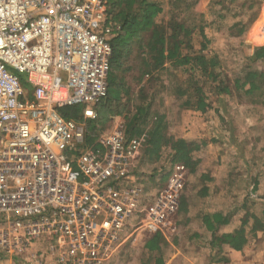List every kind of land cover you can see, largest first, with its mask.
Here are the masks:
<instances>
[{
    "label": "built area",
    "instance_id": "built-area-1",
    "mask_svg": "<svg viewBox=\"0 0 264 264\" xmlns=\"http://www.w3.org/2000/svg\"><path fill=\"white\" fill-rule=\"evenodd\" d=\"M110 21L107 0H0V264H104L178 212L184 175L174 167L142 206L132 170L144 135L118 126L87 147L84 124L60 114L82 106L96 119Z\"/></svg>",
    "mask_w": 264,
    "mask_h": 264
},
{
    "label": "rangeland",
    "instance_id": "rangeland-1",
    "mask_svg": "<svg viewBox=\"0 0 264 264\" xmlns=\"http://www.w3.org/2000/svg\"><path fill=\"white\" fill-rule=\"evenodd\" d=\"M155 1L159 2L165 10L162 20L169 19L173 10L171 3L174 0ZM175 15L178 16L179 21H185L186 25L193 29L191 43L192 49L195 51L200 49L202 39L199 29H203V34L208 40L203 54L207 57H217L219 65L214 69L215 74L220 75L219 78H223L230 89L228 95H217L214 86L210 84L211 80L204 77L201 79L197 76V80L203 83L207 82L203 88L206 99L211 105L208 115L205 116L208 117L207 121L203 119L204 115L201 118L198 113L193 115L187 110L185 114L189 117L181 116V118H186V121L189 122L195 121L193 128L196 135L193 138L196 140L194 143L200 142L202 149L193 152L192 157L195 159L198 155L201 159H205L199 167L200 171L203 169L205 171L208 169L207 167L216 169V177L212 183V187L217 190L219 196V199H216V204L221 203L220 208L225 210V213L233 214L230 228L227 227V229H232L239 225V220L244 214V211L241 210L243 205L254 213L264 208V81L261 89L250 95L245 94L242 89L234 88L233 84L235 79L242 78L248 71H258L264 74V61L249 64L244 59L248 54L249 46L264 45V0H235L234 2L184 0ZM241 27L247 29L239 35ZM165 69L155 72L159 81H152L151 84H148L146 93L151 95L155 110L166 114L170 119V116L175 118L180 115L181 111H184V109H179V105L186 96L176 99L171 91L178 86H181L182 89L188 87L186 83L188 73L183 69H172L169 64ZM21 79L22 86L27 88L24 84L25 76L22 75ZM200 118L209 126L205 136H203L204 127L196 128V122L199 123ZM99 132L101 135L107 131L103 129ZM164 160H168L166 156ZM212 161L213 163H211ZM180 166L183 168L184 175L180 195L185 197L190 206L187 214L197 216L202 211L201 208L205 210L206 206L213 207L215 204L210 201L208 205L199 208L200 202L196 198L198 186L201 187L202 184L207 183V177H201V172L196 170L194 173H189L183 165ZM148 177H150L149 170L144 172V188L151 186L150 180L145 179ZM168 177L158 188V192L156 187L157 193L165 187ZM142 195V206L148 208L154 198L145 201V195ZM154 195L153 197L157 194ZM187 214L176 213L168 220L174 218L177 230L181 234V240L176 245L177 249L187 250L189 247V244L186 243L189 239H186V236L190 230L187 228L188 226L182 225ZM166 227L168 231L170 225L166 223ZM134 239L130 238L109 264H145L148 255L142 250L143 241L137 244V242L134 243ZM168 243L171 247L170 242ZM249 244L256 248V261L257 264H260L264 257V232L252 236ZM17 259V256L12 258L13 264H16ZM8 262L9 258H4L2 264H8Z\"/></svg>",
    "mask_w": 264,
    "mask_h": 264
},
{
    "label": "trees",
    "instance_id": "trees-1",
    "mask_svg": "<svg viewBox=\"0 0 264 264\" xmlns=\"http://www.w3.org/2000/svg\"><path fill=\"white\" fill-rule=\"evenodd\" d=\"M184 0H174L170 20L166 24H157L154 19L161 13V8L154 0H107L108 13L114 27L113 37L110 40L112 54L110 58V69L107 76V94L105 100L94 106L97 117L95 120L84 119L82 106L64 108L60 110L61 116L66 119H73L83 123L85 126V144L87 147L95 146V142L105 127L104 124L111 115H121L125 119V136L131 138L139 136V128L149 118L151 102L147 101V95L140 90L136 98L126 83L128 73H138L136 82L139 83L144 76H151L155 72L166 70L167 64L172 69H183L187 71V88L174 87L171 94L176 99H182L179 109L193 113L205 114L211 107L206 99L204 84L196 79L207 78L211 80L217 95H228L230 89L220 75L215 74L214 69L218 67L219 61L216 56L207 57L203 54L208 40L199 29L202 39L200 49H192L191 35L193 29L186 25L185 21L178 20L175 13L180 9ZM234 2L235 0H223ZM188 7V6H186ZM247 28L241 27L239 35ZM111 35V36H112ZM259 40V39H256ZM258 42V41H257ZM248 54L245 56L247 63L252 64L264 61V45L248 47ZM166 64V65H165ZM195 78V79H194ZM157 79V78H156ZM155 81L154 79H152ZM264 81V74L258 71H248L242 78L235 79L234 88L244 90L245 94H252L261 89ZM135 101V103H134ZM132 106L135 113L130 116L129 107ZM153 113V123L148 131V138L145 155L148 160L156 162L159 159L161 147H169L171 151V165L181 164L189 173H194L198 161L192 157L193 152L199 150L194 142L187 143L182 139L167 138L165 136L164 117ZM154 156V157H153ZM203 178H206L203 176ZM206 180V179H204ZM207 189L202 187L198 194L201 197L206 195ZM241 210L244 214L231 232L218 234L222 226L231 223V213L205 214L202 222L211 234V249H221L228 246L230 249L239 252L249 243L252 236L264 232V208L259 212H250L245 205ZM178 214L188 213V203L183 195L180 196ZM160 233H155L152 238L144 244V250L149 253L145 264H164L160 242ZM155 252V255L152 253Z\"/></svg>",
    "mask_w": 264,
    "mask_h": 264
},
{
    "label": "crops",
    "instance_id": "crops-1",
    "mask_svg": "<svg viewBox=\"0 0 264 264\" xmlns=\"http://www.w3.org/2000/svg\"><path fill=\"white\" fill-rule=\"evenodd\" d=\"M155 1V0H154ZM159 7L161 8V13L158 14L156 16V18L154 19L155 23L157 24H166L168 23L169 19H164V17L162 15H164L165 10L163 9V6L155 1ZM110 20H111V16H110ZM111 24L113 25L112 21H110ZM114 27V25H113ZM117 27V26H116ZM118 28V27H117ZM112 33H114L112 31ZM111 33V35H112ZM109 37V40H111V38L113 37V35ZM166 65V64H165ZM167 66V65H166ZM156 74L154 73L151 76H144V78L141 79V81L139 83L136 82L137 77H138V73H128L126 75V83L127 86L130 87V91L131 93L134 95V97L136 98V94L142 90L145 95H147V101L151 102V110H150V114H149V118H147V121L145 124L141 125L139 128V136H133V137H140L142 135H144L146 137L145 142L143 144V146L141 147L135 161L133 164V170H132V174L134 176V180L135 182L140 185L141 189H142V193L145 195V201H149V199L154 198L153 195L156 192V187L157 189L161 186V184L166 180V178L169 176V172L170 170L173 169V167L175 169H179L182 170L183 168L180 166L181 164H175V165H171L170 163V155H171V151L169 149V147H161V149L159 150V159L156 162H152L151 160H148V158L145 155V150L146 148L149 146L146 145V141L148 138V131L152 126L153 123V113H157L158 116H162L164 117V126H165V136L167 138H174V139H182L184 141H186L187 143H192L195 142L194 140H196L194 137L195 134V129L193 128L195 126V121H186V118L182 119L181 116H185V117H189V115H186L184 111H181L180 115H177L175 118L170 116V119L168 118V116L164 113H159V111L155 110V106L153 104L154 101H152V97L151 95H148L147 92V85L151 84V82L153 81L152 79H154L155 81L153 82H157L159 80H157L156 78ZM170 85V83H168ZM168 85V86H169ZM169 88V87H168ZM166 88V89H168ZM106 98V97H105ZM105 100V99H104ZM135 103V101H134ZM130 109V116L134 115L135 111L133 109L132 106L129 107ZM190 114H197V113H193V112H189ZM183 114V115H181ZM198 115H201L198 113ZM204 115V120L207 121L208 117H205L206 115H208V111L205 114L201 115V118ZM199 119V123L196 122L197 127H204L205 131L203 132V136H205V132L207 131L208 127L207 124H205V122L203 121V119ZM120 126L124 133H125V119L124 116L121 115H111L108 117L107 121L104 124V129H106V131H110L112 129H114L115 127ZM131 137V138H133ZM208 144V142H206ZM196 145L199 146V150L202 149V146L200 145V142L197 143ZM209 145V144H208ZM210 146V145H209ZM206 147V146H205ZM167 157L168 160H164V157ZM154 157V156H153ZM195 159L198 161V166L195 169L197 172H201V177H207V183L202 184V186H198V190L196 193V198L199 200L200 202V207L205 206L206 204L208 205V202L213 201L215 202V204L213 205V207H207L204 210L203 208L202 211H200L198 213L197 216L195 215H188L187 217H185V219L181 222L182 225H186L188 226L187 228L190 230L189 233H187L186 239L187 240V244H189V247L187 250L182 249V248H178L176 247L178 241L181 240V234L179 233V230H177V224L176 222H174V218L173 220H170L168 222H166L168 225H170L168 231H167V227L165 226V228L161 231V232H156V233H160V238L162 239V241L160 242V249H161V254L164 258V264H257L256 261V248L253 245H250L248 243V245L239 252H236L232 249H230L228 246H222L221 249L219 250L218 248L216 249H211L210 247V239H211V234L209 232H207V230L205 229L203 222H202V217L205 214H213V213H221V214H227L225 213L221 207V203L216 204V199H219V196L217 194V190L214 189V187H212V183H214V179L216 177L215 175V168L212 167H207L208 169H205V171L199 169L200 165H202L204 163V160L201 159V157H199L197 155V158L195 157ZM213 163V161L211 162ZM213 166V165H212ZM150 173V177L145 178V179H149L150 180V184L151 186H147V188L143 187V181H144V172L148 171ZM210 174H209V173ZM209 174V175H208ZM209 177V179H208ZM209 181V182H208ZM211 181V182H210ZM205 187L207 189L206 195H204V197L199 196L198 192L199 190ZM151 190H150V189ZM159 191V189L157 190V192ZM156 192V194H157ZM155 194V195H156ZM154 195V196H155ZM143 196V195H142ZM214 196V197H213ZM217 197V198H216ZM215 200V201H214ZM188 213L190 210V206L188 204ZM230 225L227 226H222L219 228V230L217 231L218 233H228L231 232L234 227L232 229H227V227L230 228ZM187 229V230H188ZM167 232V234H166ZM138 235L135 236L134 239V243L137 242V244L142 243L143 241V245H142V250L147 254L150 255L149 253H147L144 250V244L145 242H147V240H149L150 238H152V236L155 234L153 232H149V231H141L140 233H137ZM178 237V239H177ZM170 242V246L169 247V243ZM42 248H45V246H41ZM165 248V249H164ZM152 255H155V252L152 253ZM263 255H264V248H263ZM112 260V259H111ZM110 260V261H111ZM110 261L104 263V264H109ZM260 264H264V257L263 260L260 262Z\"/></svg>",
    "mask_w": 264,
    "mask_h": 264
}]
</instances>
